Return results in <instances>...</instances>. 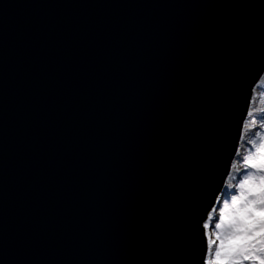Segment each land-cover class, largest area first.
<instances>
[{
    "label": "water",
    "instance_id": "water-1",
    "mask_svg": "<svg viewBox=\"0 0 264 264\" xmlns=\"http://www.w3.org/2000/svg\"><path fill=\"white\" fill-rule=\"evenodd\" d=\"M264 71V0H0V264H205Z\"/></svg>",
    "mask_w": 264,
    "mask_h": 264
},
{
    "label": "rangeland",
    "instance_id": "rangeland-1",
    "mask_svg": "<svg viewBox=\"0 0 264 264\" xmlns=\"http://www.w3.org/2000/svg\"><path fill=\"white\" fill-rule=\"evenodd\" d=\"M257 108H262L261 112L257 111ZM245 142L246 144L248 142L249 146ZM241 144L243 152L251 158V161H254L256 169L247 167L245 170H239L236 165H231L222 189L227 197L220 203L216 202L203 224L207 252L212 247L214 253H216L217 248L221 249V257L218 258L219 263H223L222 257L240 242L239 239H234V227L238 224L245 225L247 223L246 212L244 211L245 200L242 197L247 196L248 190L259 186L261 180L264 179V82L255 84L253 87L236 153H238ZM232 196L237 198L235 203L232 201Z\"/></svg>",
    "mask_w": 264,
    "mask_h": 264
},
{
    "label": "clouds",
    "instance_id": "clouds-1",
    "mask_svg": "<svg viewBox=\"0 0 264 264\" xmlns=\"http://www.w3.org/2000/svg\"><path fill=\"white\" fill-rule=\"evenodd\" d=\"M260 186H264V179L261 180ZM251 195L249 199L248 196ZM236 197L232 196L233 203ZM245 200V209L251 211V216L247 217L245 225H236L234 227V239L241 237L250 242V252L253 255V264H264V196L258 193L247 194L242 197ZM227 204V201H225Z\"/></svg>",
    "mask_w": 264,
    "mask_h": 264
},
{
    "label": "snow or ice",
    "instance_id": "snow-or-ice-1",
    "mask_svg": "<svg viewBox=\"0 0 264 264\" xmlns=\"http://www.w3.org/2000/svg\"><path fill=\"white\" fill-rule=\"evenodd\" d=\"M251 193H258L261 196H264V186H257L256 188H250L248 190V194ZM224 197H222L223 199ZM248 198H251V195L248 196ZM261 203H264V201H261ZM246 212V218L251 216V211L244 209ZM239 243H237L228 253H226L222 257L223 264H239L240 261H247L252 260L254 257L250 252V242L241 237L239 239ZM216 255L218 258L221 257V249L217 248Z\"/></svg>",
    "mask_w": 264,
    "mask_h": 264
},
{
    "label": "trees",
    "instance_id": "trees-1",
    "mask_svg": "<svg viewBox=\"0 0 264 264\" xmlns=\"http://www.w3.org/2000/svg\"><path fill=\"white\" fill-rule=\"evenodd\" d=\"M258 107H261V106H258ZM257 109H258L257 111H260V112L262 110V108H257ZM245 141H247V140H245ZM245 144H246V142H245ZM247 144H248V142H247ZM248 146H249V144H248ZM242 152H243V146L241 144V146H239L238 153H236V155H235L236 157H234V160L232 162V166L236 165L239 168V170H241V169L245 170L247 167L250 169H254L255 168L254 161H251V158L249 156H246L247 155L246 153H244V152L242 153ZM222 197L225 198L227 196H225L224 193L221 192L220 195L218 196L217 203H220L224 199V198L222 199ZM211 221H213V219H211ZM210 227H211V225L209 226V228ZM218 261H219V259L216 255V253L213 252V247L209 248L208 252L206 254V257H205V264H223V263H219ZM240 264H253V262L250 259L247 261H242V263H240Z\"/></svg>",
    "mask_w": 264,
    "mask_h": 264
},
{
    "label": "bare ground",
    "instance_id": "bare-ground-1",
    "mask_svg": "<svg viewBox=\"0 0 264 264\" xmlns=\"http://www.w3.org/2000/svg\"><path fill=\"white\" fill-rule=\"evenodd\" d=\"M263 82H264V71L262 72V74L260 75V77L258 78L255 84L258 85Z\"/></svg>",
    "mask_w": 264,
    "mask_h": 264
}]
</instances>
